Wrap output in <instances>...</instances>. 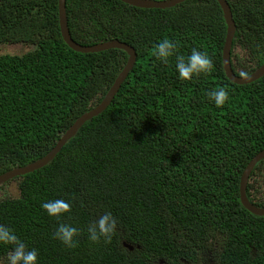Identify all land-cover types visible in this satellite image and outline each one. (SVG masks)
<instances>
[{"label":"trees","instance_id":"1","mask_svg":"<svg viewBox=\"0 0 264 264\" xmlns=\"http://www.w3.org/2000/svg\"><path fill=\"white\" fill-rule=\"evenodd\" d=\"M58 0H0V175L47 154L86 111L96 106L124 67L127 54L80 53L63 42ZM158 1V0H157ZM235 24L230 65L249 75L264 62V0H225ZM72 40H118L135 63L107 108L85 122L47 165L0 185V224L38 250V264H264V216L246 211L239 182L264 149V75L236 85L225 76L226 25L215 0L141 9L119 0H65ZM168 38L176 54L193 48L213 62L208 73L179 79L175 55L152 54ZM3 50V49H2ZM235 50L244 52L239 56ZM228 92L222 106L206 91ZM264 159L252 170L249 201L264 207ZM55 198L70 211L49 217ZM111 211V242L93 244L87 226ZM59 223L80 229L68 248L53 238ZM8 248L0 246V259Z\"/></svg>","mask_w":264,"mask_h":264},{"label":"water","instance_id":"2","mask_svg":"<svg viewBox=\"0 0 264 264\" xmlns=\"http://www.w3.org/2000/svg\"><path fill=\"white\" fill-rule=\"evenodd\" d=\"M120 2L133 6L135 8L141 9H165V8H172L175 5L182 3L186 0H119ZM222 11L223 19L226 25V34L224 39V44L222 48V67L225 73L226 78L233 84L236 85H244L251 83L264 75V62L255 69L252 73L245 76H237L232 71L230 65V51L231 46L235 34V24L232 19V14L230 8L225 0H215ZM57 9H58V22H59V31L63 42L75 52L80 53H97L102 52L109 49H117L122 50L127 54V60L119 72V74L114 79L111 87L106 92L102 100L90 110L83 113L79 116L74 123L65 131L64 134L58 139L56 144L52 147V149L45 154L43 157L39 158L38 160L29 163L23 167L14 168L9 170L0 175V185L11 180L18 176H23L27 173L33 172L41 167L47 165L51 162L57 153L61 150V148L66 144V142L72 138L78 130L84 125L85 122L89 121L91 118L97 116L101 112H103L107 106L113 100L115 94L120 89L121 84L126 79L128 73L132 69L135 60H136V53L135 50L127 45L124 42H120L118 40H109L106 42L96 43L94 45H80L74 42L69 34L66 15H65V0H58L57 1ZM264 159V149L258 152L245 166L239 182V199L242 207L248 211L250 214L255 216H264V207H258L252 204L247 195H246V188L249 176L254 169V167Z\"/></svg>","mask_w":264,"mask_h":264},{"label":"clouds","instance_id":"3","mask_svg":"<svg viewBox=\"0 0 264 264\" xmlns=\"http://www.w3.org/2000/svg\"><path fill=\"white\" fill-rule=\"evenodd\" d=\"M177 44L168 38L160 40L153 48V55L157 60L167 63L170 57L175 55V71L179 79L190 80L194 74L208 73L213 68L211 58L203 51L196 48L185 57L176 54ZM246 73H241L245 76ZM208 100L216 106H222L228 100V90L220 86L206 91ZM41 208L49 217H61L70 211L69 201L61 198L46 200ZM119 224L111 211H104L94 221H91L86 229L87 238L93 244L103 241L111 242L113 236L118 233ZM80 229L68 223H59L53 233V238L68 248L75 247ZM0 246L8 248L7 254L0 259V264H38V250L20 238L17 232L5 225L0 224Z\"/></svg>","mask_w":264,"mask_h":264},{"label":"rangeland","instance_id":"4","mask_svg":"<svg viewBox=\"0 0 264 264\" xmlns=\"http://www.w3.org/2000/svg\"><path fill=\"white\" fill-rule=\"evenodd\" d=\"M3 49V50H2ZM22 50H28L26 46H21V45H1L0 46V51L3 52L2 54L5 53H11V54H21ZM235 53L239 54V56H244V52L241 50H235ZM260 188L264 189V176L260 182ZM14 193L15 192V186L13 184H8L2 188L0 193ZM206 264H212L211 261L207 260Z\"/></svg>","mask_w":264,"mask_h":264},{"label":"flooded vegetation","instance_id":"5","mask_svg":"<svg viewBox=\"0 0 264 264\" xmlns=\"http://www.w3.org/2000/svg\"><path fill=\"white\" fill-rule=\"evenodd\" d=\"M8 45V44H7ZM6 183V182H5ZM5 183H3V184H5ZM212 262V261H211ZM214 262H212V264H213Z\"/></svg>","mask_w":264,"mask_h":264}]
</instances>
